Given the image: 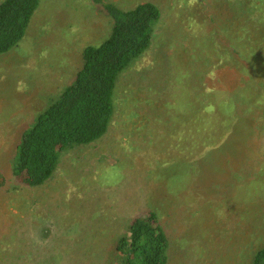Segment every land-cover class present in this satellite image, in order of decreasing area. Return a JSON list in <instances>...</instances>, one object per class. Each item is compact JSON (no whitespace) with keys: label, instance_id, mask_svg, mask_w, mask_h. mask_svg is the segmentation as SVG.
I'll use <instances>...</instances> for the list:
<instances>
[{"label":"rangeland","instance_id":"obj_1","mask_svg":"<svg viewBox=\"0 0 264 264\" xmlns=\"http://www.w3.org/2000/svg\"><path fill=\"white\" fill-rule=\"evenodd\" d=\"M99 1L123 11L156 5L161 15L150 49L117 83L112 122L100 140L63 153L43 186L0 191V264H109L130 217L144 206L167 233L168 264H250L264 248V181L205 186L219 175L221 158L193 157L201 169L190 159L176 166L177 154L190 150H174L178 138L169 134L192 116L194 91L183 72L197 80L199 57L217 58L220 41L238 44L253 62L264 54V0ZM102 4L40 0L23 40L0 56V167L8 178L23 135L74 83L84 48L109 37L112 21ZM252 140L238 152L244 159L262 144L264 152V126Z\"/></svg>","mask_w":264,"mask_h":264},{"label":"trees","instance_id":"obj_2","mask_svg":"<svg viewBox=\"0 0 264 264\" xmlns=\"http://www.w3.org/2000/svg\"><path fill=\"white\" fill-rule=\"evenodd\" d=\"M39 3L40 0H0V56L18 47ZM102 12L112 21L109 37L99 47L84 48L83 65L74 83L23 135L9 167L11 178L0 167V191L13 193L43 186L53 178L63 153L97 142L107 133L114 115L116 85L122 74L150 49L161 13L151 2L128 11L102 4ZM220 43L217 58H198L201 64L195 71L197 80L183 72L185 86H189V78L194 91L192 116L183 125H173L169 135L178 138L174 150H190V156L177 154L178 161L173 159L176 164L170 165L182 166L190 159L189 165L200 168L193 157H219L220 173L204 180L208 184L205 186H250L264 181L263 144L253 159H244L238 152L250 148L253 136L264 126L260 124L264 107L254 105V101L264 103V54L253 62L241 55L238 44ZM197 89L200 93L195 92ZM219 139L223 142L214 148V141ZM222 144L227 145L224 153L231 152L230 158L223 159L227 155L220 154ZM232 154H238V159ZM131 217L109 253L113 256L109 264H168L169 238L156 212L144 206ZM250 264H264V248L253 255Z\"/></svg>","mask_w":264,"mask_h":264}]
</instances>
